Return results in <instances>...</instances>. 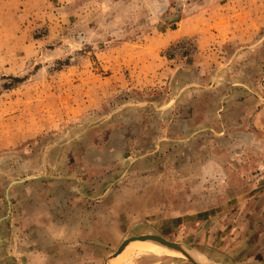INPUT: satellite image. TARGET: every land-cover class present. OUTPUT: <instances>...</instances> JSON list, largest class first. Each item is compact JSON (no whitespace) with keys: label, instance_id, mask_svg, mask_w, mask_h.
Masks as SVG:
<instances>
[{"label":"rangeland","instance_id":"obj_1","mask_svg":"<svg viewBox=\"0 0 264 264\" xmlns=\"http://www.w3.org/2000/svg\"><path fill=\"white\" fill-rule=\"evenodd\" d=\"M142 235L264 264V0H0V264Z\"/></svg>","mask_w":264,"mask_h":264},{"label":"bare ground","instance_id":"obj_2","mask_svg":"<svg viewBox=\"0 0 264 264\" xmlns=\"http://www.w3.org/2000/svg\"><path fill=\"white\" fill-rule=\"evenodd\" d=\"M167 249H171V248L164 246L156 241L136 240V241L131 242L116 258H114L111 264H134V260L140 256H150V255L161 254L162 252H165ZM174 251L178 254V256L182 258H186V256L182 252H179L176 250ZM173 252H170V253L172 254ZM185 252L193 258V256L190 253V252H193L191 249H186ZM196 254H198L201 260L193 258L194 260L195 259L197 261L199 260L200 262L204 264L207 263V259L202 254L200 253H196Z\"/></svg>","mask_w":264,"mask_h":264},{"label":"water","instance_id":"obj_3","mask_svg":"<svg viewBox=\"0 0 264 264\" xmlns=\"http://www.w3.org/2000/svg\"><path fill=\"white\" fill-rule=\"evenodd\" d=\"M136 240H152V241H156L164 246H167L173 250L182 252L187 259H189L190 261L194 262L195 264H200L198 262H196L189 254H187L185 252L186 247L182 246L180 244L168 241L162 237L159 236H154V235H142V236H138V237H132L130 239L125 240L122 245L120 246V248L118 249L117 252L114 253L113 258H116L131 242L136 241ZM193 250V249H192ZM195 251V250H194ZM208 264V263H207Z\"/></svg>","mask_w":264,"mask_h":264}]
</instances>
